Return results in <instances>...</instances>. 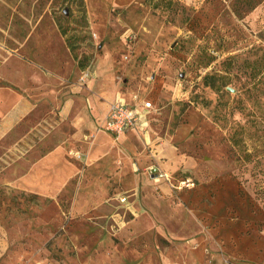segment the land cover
<instances>
[{"label": "rangeland", "instance_id": "obj_1", "mask_svg": "<svg viewBox=\"0 0 264 264\" xmlns=\"http://www.w3.org/2000/svg\"><path fill=\"white\" fill-rule=\"evenodd\" d=\"M83 4L78 53L151 101L150 128L76 133L77 101L10 123L28 74L86 85L57 26L82 20L0 0V264H264V0Z\"/></svg>", "mask_w": 264, "mask_h": 264}, {"label": "crops", "instance_id": "obj_2", "mask_svg": "<svg viewBox=\"0 0 264 264\" xmlns=\"http://www.w3.org/2000/svg\"><path fill=\"white\" fill-rule=\"evenodd\" d=\"M101 62H98L96 66V62L92 63L89 69L80 71V78L84 76L83 82H87L84 86L76 81L69 80L68 76L62 78L55 73L56 71L47 68H40L42 70L28 74L26 81L29 85L31 84V87H27L21 92L19 95L21 99L18 101L20 110L17 109V106L13 108L7 116L8 121L13 123V118L18 117V111L21 118L24 119L34 108H45L48 109V112H45L43 119L50 124L49 121L54 120V116H51L50 112L55 114L59 110V113H66L67 115L71 109L72 101H77L82 107L78 110V114L71 117V123L74 125L76 133L85 129L92 130L96 127L100 132L111 136L102 127L110 104L119 101L133 107L140 114V121L136 127L121 133L117 138H126L132 131L141 134L146 133L150 128L151 111L145 109L142 102L148 100L138 98L137 100L127 101L126 99L116 98L113 89H116L117 85L113 81V75L103 69L104 64ZM39 67L41 66L38 65ZM43 123L41 124L46 127ZM59 148L60 145L55 146L52 153L59 150ZM89 156H92V154H89Z\"/></svg>", "mask_w": 264, "mask_h": 264}, {"label": "trees", "instance_id": "obj_3", "mask_svg": "<svg viewBox=\"0 0 264 264\" xmlns=\"http://www.w3.org/2000/svg\"><path fill=\"white\" fill-rule=\"evenodd\" d=\"M59 2L64 3H76L77 8L80 10L81 14H79V20H82V22H77L73 27L63 26L59 22L57 23L59 33L61 37L63 38L66 47L68 48V51L71 55V57L76 61L78 69L80 71H85L89 69V67L93 63V54L92 52H82L78 53V50L83 46L82 42L83 40L80 38L82 33L89 34L90 39V33L87 29V25L85 24L86 20V10L83 4V0H59ZM65 13H67V10H65ZM69 14H71L69 12ZM84 39V37H83ZM92 41H89V45L87 47H92Z\"/></svg>", "mask_w": 264, "mask_h": 264}, {"label": "built area", "instance_id": "obj_4", "mask_svg": "<svg viewBox=\"0 0 264 264\" xmlns=\"http://www.w3.org/2000/svg\"><path fill=\"white\" fill-rule=\"evenodd\" d=\"M83 77L81 79L83 80ZM137 100V96L134 97ZM145 109L150 110L153 105L150 101H143ZM140 121V114L130 105L124 102H113L109 106L108 114L103 124V130L114 137H119L121 133L136 127Z\"/></svg>", "mask_w": 264, "mask_h": 264}]
</instances>
